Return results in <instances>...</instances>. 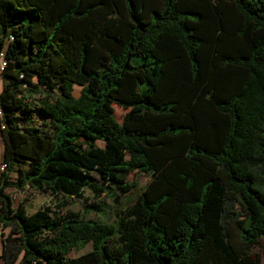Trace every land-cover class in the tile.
Listing matches in <instances>:
<instances>
[{
  "label": "trees",
  "instance_id": "obj_1",
  "mask_svg": "<svg viewBox=\"0 0 264 264\" xmlns=\"http://www.w3.org/2000/svg\"><path fill=\"white\" fill-rule=\"evenodd\" d=\"M0 50V264H264V0H0Z\"/></svg>",
  "mask_w": 264,
  "mask_h": 264
},
{
  "label": "rangeland",
  "instance_id": "obj_2",
  "mask_svg": "<svg viewBox=\"0 0 264 264\" xmlns=\"http://www.w3.org/2000/svg\"><path fill=\"white\" fill-rule=\"evenodd\" d=\"M77 89L78 85H73V93L76 95L77 94ZM124 109L114 105L113 106V115L116 120H119ZM2 148V142H1V136H0V149ZM135 178L137 187L141 186L147 179V176L142 173V172H130L127 175V178ZM139 189V188H138ZM138 189L133 190L132 192L128 194H123L121 195V199H123V204L127 202L128 200H131ZM5 190L11 194L12 196V204L15 205L18 201L23 200V203L26 206L27 212H30L34 210L35 208L39 207L42 204H47L51 202V199L49 198L48 195L42 194L39 192H36L34 190H31L29 188L25 189H17L14 187H6ZM82 196L81 197H66L67 201V207L70 209H73L77 211L78 213L84 214L85 217H90V218H99L103 220H111L113 217V212L115 206L113 205V202L110 198L105 197L103 195L100 196H94L92 193L87 189L83 188L81 190ZM98 203L103 209V214H98L96 210L94 209H89L88 211H85V205L88 203ZM89 248V244L84 245L83 247L74 250H71V254H77L80 252H83L84 250ZM262 255L264 257V252L262 251Z\"/></svg>",
  "mask_w": 264,
  "mask_h": 264
},
{
  "label": "built area",
  "instance_id": "obj_3",
  "mask_svg": "<svg viewBox=\"0 0 264 264\" xmlns=\"http://www.w3.org/2000/svg\"><path fill=\"white\" fill-rule=\"evenodd\" d=\"M2 51L0 50V70L2 69V66L4 64V59L2 57ZM0 116H1V107H0ZM0 127H2V123H0ZM3 163L0 162V170L3 168ZM0 234H1V230H0Z\"/></svg>",
  "mask_w": 264,
  "mask_h": 264
},
{
  "label": "crops",
  "instance_id": "obj_4",
  "mask_svg": "<svg viewBox=\"0 0 264 264\" xmlns=\"http://www.w3.org/2000/svg\"><path fill=\"white\" fill-rule=\"evenodd\" d=\"M0 86H1V78H0ZM0 156H1V149H0ZM0 247H1V242H0Z\"/></svg>",
  "mask_w": 264,
  "mask_h": 264
}]
</instances>
